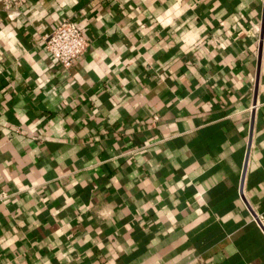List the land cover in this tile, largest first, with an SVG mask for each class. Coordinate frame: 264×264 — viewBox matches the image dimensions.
<instances>
[{"label":"crops","instance_id":"obj_1","mask_svg":"<svg viewBox=\"0 0 264 264\" xmlns=\"http://www.w3.org/2000/svg\"><path fill=\"white\" fill-rule=\"evenodd\" d=\"M0 264H264V0H0Z\"/></svg>","mask_w":264,"mask_h":264},{"label":"built area","instance_id":"obj_2","mask_svg":"<svg viewBox=\"0 0 264 264\" xmlns=\"http://www.w3.org/2000/svg\"><path fill=\"white\" fill-rule=\"evenodd\" d=\"M88 38L81 27L70 18L61 19L55 27L44 36V48L63 67H69L83 52ZM255 218H260L256 215Z\"/></svg>","mask_w":264,"mask_h":264}]
</instances>
